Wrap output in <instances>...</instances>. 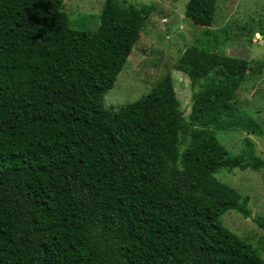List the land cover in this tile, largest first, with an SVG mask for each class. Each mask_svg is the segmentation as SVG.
<instances>
[{"label": "trees", "instance_id": "1", "mask_svg": "<svg viewBox=\"0 0 264 264\" xmlns=\"http://www.w3.org/2000/svg\"><path fill=\"white\" fill-rule=\"evenodd\" d=\"M216 5L188 0L184 15L208 27ZM153 9L104 0L91 31L63 0H0V264H264L221 222L249 217V195L216 176L264 159L248 136L229 156L212 132L248 60L187 47L173 65L190 81L187 118L170 73L103 105ZM245 128L264 139V120Z\"/></svg>", "mask_w": 264, "mask_h": 264}, {"label": "rangeland", "instance_id": "2", "mask_svg": "<svg viewBox=\"0 0 264 264\" xmlns=\"http://www.w3.org/2000/svg\"><path fill=\"white\" fill-rule=\"evenodd\" d=\"M120 5L139 6L153 3L140 36L113 86L104 93L103 105L108 109L134 101L146 95L167 73L172 75L181 109L187 118L191 113V86L189 78L175 70L173 65L183 51L196 45L229 56L248 60L249 68L241 82L232 116L217 128H212L229 156L242 152L243 138L254 144L256 156L264 159V139L245 128V122L254 118L264 120V0H217L210 26L195 25L184 15L188 0H117ZM104 0H63L75 28L94 31ZM216 176L222 182L249 195V217L233 209L221 216V222L243 240L256 248L264 259V229L256 221L264 217V167L221 168Z\"/></svg>", "mask_w": 264, "mask_h": 264}]
</instances>
